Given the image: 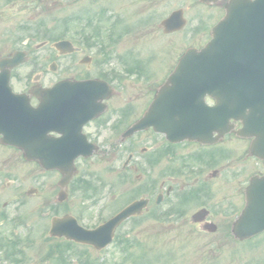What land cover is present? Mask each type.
Returning <instances> with one entry per match:
<instances>
[{
    "label": "rangeland",
    "instance_id": "obj_1",
    "mask_svg": "<svg viewBox=\"0 0 264 264\" xmlns=\"http://www.w3.org/2000/svg\"><path fill=\"white\" fill-rule=\"evenodd\" d=\"M145 1L147 16L144 14V17L147 18L148 22L147 26L144 27L146 30H141L142 32L138 34L139 37H135L136 32H134L130 38L117 44L113 48L116 55L111 57V64L105 67L106 70L115 69L123 71V65L119 63V56L130 57V59H140L143 57V62L148 64L147 72L145 71L141 77H136L134 81L131 78H127L124 82L118 81L115 88L118 92L112 101L116 106L119 102L121 104L123 101H130L132 99L135 101L139 111H142L145 100L150 98L154 88L161 81L155 75L157 74V77H162L164 73L167 74V70L173 66L178 56H180L186 47L191 45L190 39L187 37L190 24H186L181 31L169 36H164L159 27L161 19L167 17L175 8L185 9L191 4V0ZM100 2L102 4L104 2L112 4L119 8H124V5L129 6V2H131V11L133 13L139 7V0H101ZM66 3L69 4V0H14L10 4H5L4 0H0V52L20 46L29 53L28 63L18 70L19 73L25 76L26 80L24 83L13 80L15 90H29L33 84L32 77L38 75L40 72L43 73L42 82H51L65 76H72L70 75L71 71L66 70V65L73 60H75L74 66L76 68L83 69L77 66V59H74V57L72 58L67 55L59 56L51 45L52 41L33 39L30 35L34 30L26 33L20 28V26L24 27L27 24L34 29L37 26V21L44 22L49 27L52 21L56 20L60 25L65 15H75L77 12L82 11L83 6L84 9L92 11L91 7L82 1L80 4L74 3L73 5H67ZM192 10L190 9L189 12H192ZM137 19V17H133V23H136ZM33 23L34 25H32ZM143 31L145 32L144 35L142 34L144 33ZM22 36L24 37L21 38ZM44 41L46 42L44 46L36 48L39 43ZM126 51H128V55L123 54ZM118 53L119 56L117 55ZM52 61H55L57 64L54 71L49 70ZM123 64L125 65L126 63ZM91 73L96 74L97 70H91ZM116 149L120 150L119 147ZM194 149L192 148V150ZM2 153L0 150V204L7 202L9 205L7 209L8 216L11 217L14 214L15 216L18 215L26 218L25 220L27 221L24 227L13 228V230L22 237L31 236L30 238L35 240L32 246L26 250L28 254L26 264H55L54 262L41 260L47 249L56 242V238L45 240L48 237L47 231L51 216L70 213L78 220L80 218L81 224L90 227L99 218L102 219L110 216L115 210L120 209L124 202H127L126 194H129L130 199L137 194L135 192L132 193L129 186H127L128 183L123 181V183H117V188L112 191L108 190V187L101 190L100 199L102 198L103 200L101 203H98L99 207L94 206L90 210H87V198L82 197L80 189L75 193L69 192L70 189H67L69 194L67 200L58 201V203L56 201L58 172L43 171L37 163L27 162L17 153L15 155L11 150ZM120 156L121 154L116 157L119 162L122 160ZM231 162H234V160L228 163ZM99 164L100 162H89L88 164L82 162L80 163V169L81 171L84 169L92 170L98 176L101 174L107 179L114 178L112 174L110 177V174L107 173L105 169L107 164L103 163L100 166ZM117 164L118 162L115 163V165ZM230 165V168L224 171L228 176L226 181L225 176L216 177L211 180L206 174L207 169L202 170L197 178L194 175H190L188 178L179 174L178 179L173 180L174 182L171 179H167L166 174L160 178L157 170L151 172L146 169L145 172L141 173L143 176L141 181L135 180L136 183L132 175L130 180H133L134 184L146 183L148 187H155L152 189L153 191H149L148 194L144 195V197L148 195L151 199L159 191L161 179H164L165 185L172 184L176 189L183 185L185 190H190L197 186V184L204 183V180L208 178L211 184L209 188L211 189L209 191L208 188L200 198L185 206V217H180V219L170 217L169 221L156 222L152 218H146L143 215L139 219V223H136L134 226L131 219L126 221L123 226L116 230V235L119 238L122 235H127L131 238L139 237L142 243H144V250L149 249L147 252V254L151 253L149 257L155 258V261L153 260L154 264H264V232L250 239L249 243L237 242L229 232L230 224L243 201L241 194L238 192L241 191L238 186L241 180L243 182L246 181L249 172V170H246L240 176L233 175L239 166L236 163ZM163 166H166V164L163 163ZM192 166L194 167L191 163L189 167ZM252 166L253 172H256V165L252 163ZM259 167H261L260 163ZM91 178L93 177L91 176ZM8 180L11 182L10 188L5 186V182ZM33 187L37 188V192L33 196H23L24 200L21 203L16 202L17 199L15 197L19 198V196H13L15 190L22 195L25 194L26 190ZM113 194L114 198L112 197ZM111 199L112 203H108ZM52 204L53 206L58 204L56 212L51 211L49 205ZM167 205L163 204L160 210L166 208ZM202 205L216 211L213 215L207 217L208 220L217 224L215 234L202 231L199 225L194 224L190 220L191 214ZM42 206H47V210L39 211ZM101 209L104 210L101 211ZM81 210L84 211V214L80 216ZM38 211L40 213L37 214ZM5 226L6 223L5 225L1 223L0 231L4 229L3 232L7 235L9 234V227ZM81 250L83 248L74 252L78 254ZM85 250L89 252L91 259L103 258V261H101L103 264L137 263L140 259L139 255L144 252L138 247L133 248L134 251H132L131 247L119 245L117 242H114L101 252L90 247H86ZM67 261V264H80L79 257L76 256L70 257ZM150 264L152 263L150 262Z\"/></svg>",
    "mask_w": 264,
    "mask_h": 264
},
{
    "label": "water",
    "instance_id": "obj_2",
    "mask_svg": "<svg viewBox=\"0 0 264 264\" xmlns=\"http://www.w3.org/2000/svg\"><path fill=\"white\" fill-rule=\"evenodd\" d=\"M227 8L226 17L213 30L215 33L213 40L200 52L195 53L192 50L185 52L167 83L155 96L149 113L138 124L142 127L146 124H153L155 128L166 131L169 136L201 139L200 137L207 128V122L192 121L187 124V118L203 115L198 108H202L204 95L206 93L212 94L217 89L214 87L215 85L222 86L223 83L225 84V80H220V75L230 78V75L227 74V68L230 66L231 53L223 52V58H220L221 60L217 63L215 58L217 59L218 54L214 53L215 45L229 34L237 36L238 39L240 37L241 39L258 38L260 55L250 59L249 63L254 69L253 74L257 78H262V85L256 83L250 87L246 79L242 81L241 85L237 79H233V81L228 79L235 86L231 88L233 93L228 96V100H223L227 97H224L226 93L221 89L223 96L220 97L221 100L212 111L216 110L224 122L232 116L242 119L244 121L243 130L246 133L256 135V149L254 146L253 152L264 159V0H232ZM173 18L174 15L172 14L163 21V24L171 25ZM175 21V24L179 23V26V19H175ZM64 45L63 41L55 44L58 49L64 48ZM24 60L21 52H16L12 57L0 60V86L4 85L2 91L0 90V118H11L0 123L1 131L4 134L2 141H10L22 148L26 159H37L45 168L58 169L63 174L61 183L65 184L73 173V159L82 151L79 148H63L64 146L61 145L59 139L58 141L46 135L48 130L56 128L58 115L38 117L37 115L44 112L42 108H31L28 97L25 96L22 99L21 95H14L11 92L8 84L9 68L17 66ZM241 60H244L243 56L236 58L234 62ZM259 71L261 75L258 74ZM99 88L107 90L105 85L99 81L70 83L64 80L51 89L36 90L34 95L50 108L46 109L45 113L52 114L55 112L53 108L55 101L73 103L75 99L80 100L78 97L89 99L96 94ZM74 89L76 91L73 93ZM238 89L241 90L240 93L236 91ZM160 109L164 111V117L169 119L162 125L155 122ZM21 116H29L30 118H21ZM45 123H48L49 126ZM208 124L210 123L208 122ZM259 149L261 151H257ZM246 194L248 199L246 210L232 229V232L239 238L249 237L264 229V176L252 178ZM144 205L145 202L136 201L120 212L113 220L94 231H84V233L80 232L81 234L76 232L78 236L66 232L65 234L68 238L72 236L78 241L81 240L93 243L95 247H102L111 239L109 235L105 234V239L101 242L103 232L109 231L111 233L114 225ZM68 225L77 231V227L70 224L68 219H54L51 233L57 236L64 234L62 226Z\"/></svg>",
    "mask_w": 264,
    "mask_h": 264
},
{
    "label": "flooded vegetation",
    "instance_id": "obj_3",
    "mask_svg": "<svg viewBox=\"0 0 264 264\" xmlns=\"http://www.w3.org/2000/svg\"><path fill=\"white\" fill-rule=\"evenodd\" d=\"M81 1L91 4L89 6L92 11L84 9L83 6L81 12H77L75 15L64 16L67 37L72 40L71 43L78 49L72 53L81 55L78 58V63L84 67L83 69H77L79 74L73 78L77 80L101 78L99 77L100 75H89V71L96 68L104 72L105 67L110 62V59L104 57V51H102L103 44L113 48L118 40L125 38L128 33H132L134 26V23H132L133 17L138 18L136 20L137 26L146 23L147 18L144 17V14L147 16L146 1L139 0V7L135 9V13L131 11V2H129V6L124 5V8H119L105 2L102 4L101 0H77L78 3H81ZM193 2L194 5L189 6L186 12L183 11V14L184 12L187 13V17L193 24L190 31L193 42L206 43L211 36L212 26L225 13L224 7L227 0H208L205 3L202 0H193ZM190 9H193L192 12H189ZM13 52L14 50L1 51L0 58L5 57V55H11ZM84 60H87V62ZM132 64H137L136 59H133ZM131 72L134 76H138L142 75L145 71L137 72L133 69ZM54 83L56 82H51V85ZM111 98H108L105 103H107V107L111 104L113 107L110 110L103 111L97 118L88 121L83 127L85 136L99 150V157L104 159V162L111 170L114 166V157H118L121 154L120 158H124L121 169L126 177V172L130 173L141 170L143 173L146 169L148 171L157 170L160 178L166 174V178L174 182L173 180H177L181 172H186V168H189V165L192 163L195 167L217 165L221 171L220 174L225 176L226 181L228 176L224 171L230 168L228 162L232 160L239 166L233 175L240 176L246 170H249L250 174L264 171V163L248 153L251 143L250 139L238 137L236 129L240 126L239 122H234L232 132L222 136L215 135L216 139L213 140L215 143L211 145L212 147L194 141L170 142L163 134L154 132L151 128L134 132L132 136L123 138V131L135 119L139 118L143 112H137L136 107L132 105H125V107L119 109V106H115ZM36 103L32 101V104ZM69 123L65 125L68 129L70 128L68 127ZM53 134L60 136L58 133L53 132ZM67 138L73 139L71 135ZM1 147L3 149L10 148L14 153H20V151L12 146L1 145ZM118 147L120 150L116 149ZM209 147L211 149H207ZM192 148L195 149L192 150ZM77 160L82 162V158H77ZM125 161L127 163L123 166ZM163 163L166 166H163ZM252 163L256 165V172L252 170ZM259 163H261L260 169ZM112 173H114V170H112ZM135 178L136 180H140L141 174H135ZM160 184L161 187L164 185L163 179H161ZM244 184L245 181L241 180L238 186L241 189L238 192L241 194L243 200ZM183 188L184 186L181 185L178 189L182 191ZM175 190L173 185L168 184L166 191L160 192L162 196L161 200L164 202V199L171 196ZM181 195L187 197L189 200L191 191L182 192ZM212 211L210 210V213ZM1 223L2 221H0V225Z\"/></svg>",
    "mask_w": 264,
    "mask_h": 264
},
{
    "label": "trees",
    "instance_id": "obj_4",
    "mask_svg": "<svg viewBox=\"0 0 264 264\" xmlns=\"http://www.w3.org/2000/svg\"><path fill=\"white\" fill-rule=\"evenodd\" d=\"M55 36H60V35L55 34Z\"/></svg>",
    "mask_w": 264,
    "mask_h": 264
}]
</instances>
